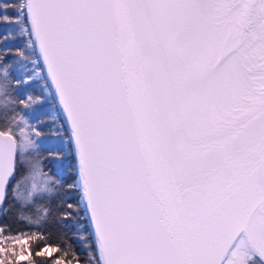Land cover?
Masks as SVG:
<instances>
[{"label": "snow or ice", "instance_id": "obj_1", "mask_svg": "<svg viewBox=\"0 0 264 264\" xmlns=\"http://www.w3.org/2000/svg\"><path fill=\"white\" fill-rule=\"evenodd\" d=\"M0 264H264V0H0Z\"/></svg>", "mask_w": 264, "mask_h": 264}, {"label": "trees", "instance_id": "obj_2", "mask_svg": "<svg viewBox=\"0 0 264 264\" xmlns=\"http://www.w3.org/2000/svg\"><path fill=\"white\" fill-rule=\"evenodd\" d=\"M8 222H9V223H12V221H11V220H9ZM13 227L15 228V227H16V225H15V224H13ZM52 243H53V244H55V243H56L55 237H53V239H52ZM33 247H35V245H33ZM36 259H37V260H42V259H51V257H39V256H37V257H36Z\"/></svg>", "mask_w": 264, "mask_h": 264}, {"label": "flooded vegetation", "instance_id": "obj_3", "mask_svg": "<svg viewBox=\"0 0 264 264\" xmlns=\"http://www.w3.org/2000/svg\"><path fill=\"white\" fill-rule=\"evenodd\" d=\"M35 87V86H34Z\"/></svg>", "mask_w": 264, "mask_h": 264}]
</instances>
